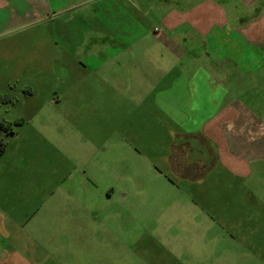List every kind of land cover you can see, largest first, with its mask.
Masks as SVG:
<instances>
[{
	"label": "crops",
	"instance_id": "1",
	"mask_svg": "<svg viewBox=\"0 0 264 264\" xmlns=\"http://www.w3.org/2000/svg\"><path fill=\"white\" fill-rule=\"evenodd\" d=\"M24 34H33L37 58L27 91L51 81L53 49L82 51L72 79L109 77L112 91L121 81L171 118L161 156L172 172L221 180L219 202L195 204L210 229L219 226L203 251L151 254L175 260L162 264H264V0H0V54ZM18 209L0 198V264H43L24 231H34V215L21 220Z\"/></svg>",
	"mask_w": 264,
	"mask_h": 264
},
{
	"label": "rangeland",
	"instance_id": "2",
	"mask_svg": "<svg viewBox=\"0 0 264 264\" xmlns=\"http://www.w3.org/2000/svg\"><path fill=\"white\" fill-rule=\"evenodd\" d=\"M24 36L26 42L0 54V122L12 127L0 134L6 144L0 198L19 207L21 220L34 215V231H24L44 255L38 260L162 264L175 260L152 251H203L219 226L210 229L197 206L220 201L221 180L214 173L209 181H190L169 169L161 155L169 148L171 118L150 106L151 99L131 97L121 81L112 91L109 77L72 79L82 51L53 49L51 81H36L27 91L36 45L33 34ZM101 54L110 50L102 47ZM120 72L125 77L124 68Z\"/></svg>",
	"mask_w": 264,
	"mask_h": 264
},
{
	"label": "trees",
	"instance_id": "3",
	"mask_svg": "<svg viewBox=\"0 0 264 264\" xmlns=\"http://www.w3.org/2000/svg\"><path fill=\"white\" fill-rule=\"evenodd\" d=\"M1 133H6V134L12 133L11 123L0 122V134ZM5 147H6V144L0 135V155L5 150Z\"/></svg>",
	"mask_w": 264,
	"mask_h": 264
}]
</instances>
